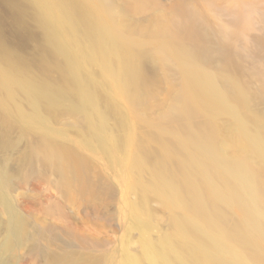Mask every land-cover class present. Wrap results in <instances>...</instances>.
Segmentation results:
<instances>
[{"label": "bare ground", "instance_id": "6f19581e", "mask_svg": "<svg viewBox=\"0 0 264 264\" xmlns=\"http://www.w3.org/2000/svg\"><path fill=\"white\" fill-rule=\"evenodd\" d=\"M99 1L107 9L108 20L116 32L140 37L135 52L117 45L114 33L105 31L100 20L85 13L78 18L72 9H66V17L72 24L65 26V30L83 31L96 46V54L105 57V67L111 65L113 55H121L123 70L120 76L126 86L124 90L140 114H146L147 104L164 92L172 99L168 112L175 113L177 119L183 121L181 128L189 136L190 144L200 147L203 154L198 157L208 162L217 155L218 131L223 126L220 120L226 118L234 126L239 134V146L249 155L227 159L228 187L208 188V192L214 206L223 202L237 209L239 219L231 235L248 249L252 263L264 264V109L260 107L264 102V70L262 64L249 59L247 54L252 31L256 28L255 17L257 14L264 16V0H172L170 6L162 0ZM47 31L54 33L49 22ZM164 43L173 47L179 62L168 54ZM183 73L192 87L190 95L202 101L198 107L191 106L180 89L179 77ZM81 81L85 82L83 93H79L77 87ZM69 83L67 90L58 84L55 87L58 97H51L55 81L27 79L15 70H5L0 76V84L11 100L15 88L26 87L23 98L32 110L26 116L41 108H47L54 116L62 110L72 116L77 112L90 115L91 109L101 102L91 86V76L75 75ZM17 107L22 110L20 105ZM98 116L102 118L99 122L89 116V133L99 135L98 143L103 149L111 144V158L118 165L126 166L132 153L128 148L125 150L124 140L114 135L110 117L105 112ZM43 123V120L39 122ZM14 144L7 142L4 150L10 151ZM175 146L180 150L187 148L184 142ZM143 156L145 161L150 159L149 154ZM15 160L19 165L17 171H14ZM210 168L213 170L211 165ZM151 174L162 177L158 171H151ZM97 176L105 177L96 175L93 165L72 144L51 140L45 132L35 135L19 158L2 160L0 264H15L14 259H18L21 249L31 254L29 264L104 263L105 257H95L93 251L104 246L106 239L93 238L82 226L70 221L61 202L76 206L101 205L105 189L111 186ZM32 177L54 190L56 198L37 189L21 190ZM12 194L21 196L20 204ZM134 219L137 221L127 230V235L141 228L139 219ZM223 219L227 222V217ZM90 220L87 218L85 222ZM192 231L198 239L193 248L196 258L192 264L202 261L239 264L230 261L225 253L203 257L202 249L210 245V237L204 229ZM62 235L88 249L87 254L77 255L66 249L54 251L52 246ZM131 242L129 236L119 264H184L183 257L175 249L151 237H141L136 252L130 250Z\"/></svg>", "mask_w": 264, "mask_h": 264}, {"label": "rangeland", "instance_id": "374dc122", "mask_svg": "<svg viewBox=\"0 0 264 264\" xmlns=\"http://www.w3.org/2000/svg\"><path fill=\"white\" fill-rule=\"evenodd\" d=\"M65 1L0 0V76L5 70H15L27 79L55 81L57 84H53L50 96L58 97L59 92L55 89L58 84L67 90L70 78L89 75L91 86L99 94L101 102L91 109L90 115L77 112L72 116L62 110L54 116L47 108H41L26 116L32 112L23 98L26 87L15 88L11 100L0 84V162L19 158L27 149L28 142L43 132L51 140L68 142L81 152L93 165L96 175L105 176L97 178L107 182L105 185L111 188L105 189L101 205L76 206L61 202L70 221L82 226L93 238L106 239L104 246L93 251L95 257H105L102 264L121 262L129 236L132 239L131 251L139 250L141 237H151L155 242L175 249L183 257L184 264H192L196 258L193 248L198 241L192 231L194 228L204 229L211 240L210 245L202 249L203 257H218L225 253L230 261L239 264H262L252 263L248 249L231 235L232 227L239 219L237 209L223 202L214 206L208 192V188L228 187L230 171L225 165L227 159L249 155L239 146V134L234 126L222 118L220 123L223 126L218 131L219 141L216 143L217 155L209 162L200 159L198 155L203 151L190 144L189 136L181 128L183 121H179L175 113L168 112L172 99L163 92L147 104L146 114H140L124 90L126 86L120 76L123 70L121 55H113L111 65L105 67V57L96 54V46L83 31L71 33L65 30L72 24L65 11L72 9L78 18H82V13L96 17L105 31L114 33L117 45L131 52L139 47L140 37L116 32L108 20L107 9L99 0ZM171 1L162 0L166 6H170ZM255 20L256 28L252 31L247 54L249 59L262 64L264 70V16L257 14ZM48 22L54 33H48ZM163 45L168 54L179 62L173 47L167 43ZM184 75L179 77L180 89L190 105L198 107L202 101L190 95L192 87ZM84 84V81L77 83L79 93L85 91ZM17 105L21 106V111ZM260 107L264 109V102ZM101 112L110 117L114 135L122 138L126 143L123 145L125 150L128 148L132 153L126 166L118 165L111 158V144L103 149L98 143L99 135L88 131L89 119L99 122L102 120L98 116ZM42 120L44 123L40 125ZM229 136H232L231 140ZM7 142L15 143L10 151L4 150ZM181 142L187 145L185 150L176 148L175 144ZM145 153L150 156L148 161L144 160ZM16 163L14 171L19 168ZM151 171L162 173V177L152 175ZM33 189L56 198L55 191L36 177L30 178L21 190L30 192ZM12 197L20 204L19 194H12ZM223 216L227 217V222ZM135 217L139 219L141 228L127 235V230L137 221ZM87 218L91 219L88 223L85 222ZM52 249L57 252L66 249L77 255L88 252L65 235ZM18 256L14 259L15 264H29L31 254L27 249H21Z\"/></svg>", "mask_w": 264, "mask_h": 264}]
</instances>
